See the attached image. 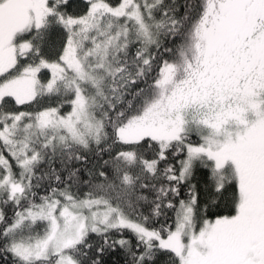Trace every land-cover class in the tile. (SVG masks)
<instances>
[{"label": "snow or ice", "instance_id": "1", "mask_svg": "<svg viewBox=\"0 0 264 264\" xmlns=\"http://www.w3.org/2000/svg\"><path fill=\"white\" fill-rule=\"evenodd\" d=\"M0 264H264V0H0Z\"/></svg>", "mask_w": 264, "mask_h": 264}]
</instances>
